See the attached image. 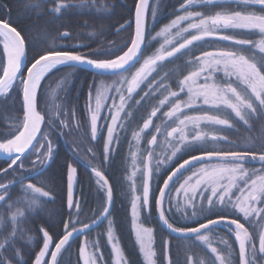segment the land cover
<instances>
[{
	"label": "snow or ice",
	"instance_id": "6c2138e0",
	"mask_svg": "<svg viewBox=\"0 0 264 264\" xmlns=\"http://www.w3.org/2000/svg\"><path fill=\"white\" fill-rule=\"evenodd\" d=\"M73 2L28 0V9L49 17L40 32L35 25L13 27L10 12L0 19V97L18 113L14 126L0 131V153L8 161L0 175L15 174L0 183V264H28L25 257L31 264H65L64 254L81 236L77 264H131L114 216L125 181L141 264H181L170 240L156 251L154 230L143 223L153 215L169 236L210 250L208 264H264V0H175L178 7L170 12L165 0H133L128 18L116 28L117 34L128 31L127 39L88 51L77 50L84 44L57 43L69 36L67 30L48 39L47 25ZM165 16L173 18L152 35ZM85 65L94 76L115 79L108 86L89 85L83 118L74 104L67 111L49 107L46 82L52 74L67 67L70 77ZM161 114L163 126L156 123ZM134 122L130 143L136 151L129 150V172L119 146ZM241 128L249 133L242 142L230 138ZM53 133L86 134L102 145L99 155L87 150L89 159L74 140H66L72 159L60 166L63 198L53 195L61 184L45 175L58 155ZM161 137L163 154L157 151ZM255 161L260 168L246 167ZM81 163L90 192L94 181L96 201L94 209L87 208L91 218L84 219L89 200L82 190L77 194ZM37 177L47 191L31 183ZM17 184L22 195L11 199ZM57 199L60 208L48 210L43 223L34 225L45 205ZM105 222L106 231L89 240L86 234ZM220 229L223 238L214 244ZM33 242L38 252L25 248ZM105 245L108 260L101 251ZM188 251L182 264H204Z\"/></svg>",
	"mask_w": 264,
	"mask_h": 264
},
{
	"label": "trees",
	"instance_id": "16d2710c",
	"mask_svg": "<svg viewBox=\"0 0 264 264\" xmlns=\"http://www.w3.org/2000/svg\"><path fill=\"white\" fill-rule=\"evenodd\" d=\"M154 2V0H151ZM166 3V12H170L172 7H178V4L175 3V0H165ZM0 19H8L6 13L10 12L11 19L13 21V27H24L29 25L37 26L36 32L43 31L44 29L40 26L44 25L45 20H49L48 16H37L34 11L28 9V0H0ZM133 0H87V3L81 6L78 3V0H74L71 7L65 12L63 16L55 21H50L47 25V30L50 35L48 37L49 41L53 37H58L59 33L64 31L69 32V36L63 39L57 38L56 42L61 44H84L86 47L78 48L79 51H88L89 49L96 48H105L108 47L111 43H118L124 39H127L129 32L124 31L120 33H114V30L118 27L119 23H123L125 19L128 18V9L132 8ZM173 17L165 16L161 18L159 23L156 24L155 28L152 30V35H155V32L159 31L165 23H168ZM87 22V23H85ZM36 32L33 35H36ZM251 39H259V37H248ZM157 47H159V44ZM18 113L14 111V107L11 104V101H4L0 97V131L5 130L9 126H14L13 121ZM230 138L238 142H242L241 136H236L235 133H229ZM187 158V157H184ZM8 161H3L0 159V167H6ZM25 167H28L27 163ZM250 168H260L261 165L258 163L256 167L251 164V162L246 165ZM131 168V167H130ZM55 170L52 168L48 171L47 174H53L51 172ZM58 176L59 174L55 172ZM46 175V173H45ZM53 177L52 179L56 184H61V179ZM42 177L34 178L31 183L36 184L37 187H44L47 191V187L40 183ZM125 188V186H124ZM126 189H124L125 191ZM11 199H16L18 196H21L20 186L17 184L16 187L10 189ZM124 191L121 189L119 197L115 202V213L114 216L118 219V229L116 235L119 237V243L121 248L124 251V254L127 258H130L131 264H141L142 254L139 252L138 245L135 242L134 231L131 230V220H130V205L122 204L121 199L124 197ZM123 192V193H122ZM63 184L61 188L57 189L56 193L53 195L63 196ZM47 199V198H44ZM125 202L127 199L124 197ZM182 199V198H181ZM61 203H47L45 205V211L39 213L36 216V219L33 221V224L38 226L43 223V220L47 218L48 210H55L60 208ZM0 211H3L0 208ZM178 216V214H177ZM85 222H87L85 220ZM242 222H244L242 220ZM145 227H151L154 230L155 234V248L158 253L161 251V245L163 240H170L172 244V253L174 258H178L181 261V264L184 260L185 251H188V254L195 253L200 259L204 261V264H208L210 250L197 245H193L191 241H182L178 240L174 236H169L163 228L160 226L157 217L155 215L149 217L147 220L143 221ZM107 222L104 225H101L100 228H97L93 233L89 234V239L93 240L97 238V233L100 231H106ZM247 226V224H246ZM222 239V236L217 231L214 235L213 243ZM42 244V242H41ZM180 244V250L178 252L176 245ZM26 249L35 248V251H39V248L36 247L35 242L33 244L25 245ZM101 251L105 253V259L108 260L110 246L105 245ZM31 255V254H30ZM34 258V257H33ZM28 260V264H31V259L25 257ZM162 264V262H161Z\"/></svg>",
	"mask_w": 264,
	"mask_h": 264
},
{
	"label": "flooded vegetation",
	"instance_id": "af4514ba",
	"mask_svg": "<svg viewBox=\"0 0 264 264\" xmlns=\"http://www.w3.org/2000/svg\"><path fill=\"white\" fill-rule=\"evenodd\" d=\"M47 16V15H44ZM63 33V32H62ZM114 33L115 32L114 30ZM157 47V44H153L152 49L149 50V54L151 50H154ZM204 50H211L208 49L207 46H205ZM199 54L198 52L196 53ZM139 67V65H137ZM71 70L67 67H62L59 72H54L52 76L49 78V80L46 82L48 86V102L49 107L55 109V106L59 105L61 109L64 111H67L72 104L75 105L77 109V114L79 117L83 118L85 115V101L88 96L89 92V85H91L94 81L97 86H108L112 84V81L115 79V77H102V76H94V74L87 70V69H77L74 74H72L70 77L67 75ZM66 80H70V84L66 83ZM64 89H67V92L64 91ZM146 90V89H145ZM143 94V93H141ZM163 97H159L158 99H162ZM118 102V98H117ZM158 102V100L156 101ZM109 104L112 103V100L108 101ZM43 108V105L41 106ZM169 107L163 108V111L166 112L169 110ZM143 111V110H142ZM104 114L107 115V110H104ZM142 125V121H138ZM156 123L163 126L164 118L161 114L160 119L156 120ZM136 122H134L132 128L128 131L127 137L128 139L123 140L119 146L120 153L126 158V163L128 166V171L130 169V160H127V157L129 155V150L136 151V147L134 143H130L132 141V131L137 130L136 129ZM206 131H211L210 129H206ZM106 134V133H105ZM236 136H247L249 133L245 132L242 128L240 129L239 133H235ZM55 144L58 146V155L56 158V163L53 164V168L55 170L51 171L54 172L53 174H47L46 176H52L56 177L58 179H61L60 172H61V165L64 164L65 160H71L72 159V153L69 150V143H66V140L68 141H75V147L80 152L81 156H87L89 159L91 158V154L88 153V149L91 148L94 152H96L99 155V150L102 147V145L98 142H93L89 140L88 135H81V134H75L72 137H65L63 135L57 136L55 133L50 137ZM150 138V137H149ZM161 148L157 149L158 152L162 153V150L164 151L165 145L163 143V137L160 138ZM3 161H7V159H1ZM259 163V161L251 162L254 167ZM57 172L59 175L57 176L55 174ZM78 172L81 178V189H78L77 194L82 190L85 195L88 196L89 203L86 206V212L84 215L81 216V219H84L85 215L89 218H91V212L87 211V208L90 207L94 209L96 207V201L94 199V181L91 184L92 191L90 192V182L88 177V171L84 167V164L81 163L78 168ZM126 175V173H125ZM55 178V179H56ZM15 174L9 173L7 176L0 175V183H7L8 181L14 180ZM25 184L28 183V181H24ZM19 185V184H18ZM125 186V188H124ZM123 191L124 189H127V182L125 181L122 187ZM123 193V192H122ZM65 193H63V198ZM122 204H127L125 202L124 197L121 199ZM56 202L61 203L60 199H57ZM67 219V216L64 217ZM87 221V220H86ZM96 229H94L91 233H93ZM219 234L223 238V230H218ZM89 233V234H91ZM89 234L87 235V238L89 239ZM85 239L84 236H81L78 241L73 242L72 247L70 251L66 252L64 254V262L65 264H77L78 259V251H79V242L83 241ZM90 240V239H89ZM54 247V246H53ZM50 259V256L48 257ZM80 264H83L82 261H80Z\"/></svg>",
	"mask_w": 264,
	"mask_h": 264
},
{
	"label": "water",
	"instance_id": "95a60500",
	"mask_svg": "<svg viewBox=\"0 0 264 264\" xmlns=\"http://www.w3.org/2000/svg\"><path fill=\"white\" fill-rule=\"evenodd\" d=\"M115 32H116V29H115ZM82 69H87V70L91 71V70L88 68L87 65L83 66ZM91 72H92V71H91ZM0 159H7V158H6V156H5L3 153H0ZM157 220H158V219H157ZM158 222H159V221H158ZM159 224H160V223H159ZM160 226L163 228V230H164L166 233H168V230H167L162 224H160ZM93 230H94V229H93ZM168 234H169V233H168ZM172 236L175 237V235H172Z\"/></svg>",
	"mask_w": 264,
	"mask_h": 264
},
{
	"label": "rangeland",
	"instance_id": "374dc122",
	"mask_svg": "<svg viewBox=\"0 0 264 264\" xmlns=\"http://www.w3.org/2000/svg\"><path fill=\"white\" fill-rule=\"evenodd\" d=\"M162 153H163V150H162ZM131 171V168L129 169V172ZM177 187H179V185H177ZM173 196L175 197L176 196V193L174 192L173 193ZM182 198V197H181ZM135 234V233H134ZM135 236V235H134Z\"/></svg>",
	"mask_w": 264,
	"mask_h": 264
}]
</instances>
